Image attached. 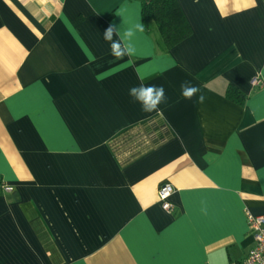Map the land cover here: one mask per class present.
<instances>
[{
	"label": "crops",
	"instance_id": "crops-1",
	"mask_svg": "<svg viewBox=\"0 0 264 264\" xmlns=\"http://www.w3.org/2000/svg\"><path fill=\"white\" fill-rule=\"evenodd\" d=\"M177 2L191 34L162 51L139 0H0V264L245 258L246 212L264 216V0ZM112 24L132 57L110 55ZM137 69L159 111L129 96Z\"/></svg>",
	"mask_w": 264,
	"mask_h": 264
},
{
	"label": "clouds",
	"instance_id": "clouds-1",
	"mask_svg": "<svg viewBox=\"0 0 264 264\" xmlns=\"http://www.w3.org/2000/svg\"><path fill=\"white\" fill-rule=\"evenodd\" d=\"M137 27L140 28L139 25ZM140 30L142 31L143 29L140 28ZM134 35L135 32L132 29L121 32L120 26L112 24L105 30L103 39L109 42L110 55L119 60L125 56L132 57L135 54V48L131 42ZM128 65H132L131 59H129ZM137 75L141 83L129 89V96L140 104L142 111L148 113L159 111V106L166 102L167 99L164 87L162 85L144 84L142 81L145 79V76L138 69ZM180 89L181 96L185 100H193L195 98L196 103L200 104L206 100L201 89L188 81L183 82Z\"/></svg>",
	"mask_w": 264,
	"mask_h": 264
},
{
	"label": "trees",
	"instance_id": "trees-1",
	"mask_svg": "<svg viewBox=\"0 0 264 264\" xmlns=\"http://www.w3.org/2000/svg\"><path fill=\"white\" fill-rule=\"evenodd\" d=\"M139 1L143 30L149 33V23H155L160 37L158 46L162 51L172 49L189 37L191 29L177 0ZM227 96L238 104L244 101V96L234 88L229 89ZM1 185L0 183V191Z\"/></svg>",
	"mask_w": 264,
	"mask_h": 264
},
{
	"label": "built area",
	"instance_id": "built-area-1",
	"mask_svg": "<svg viewBox=\"0 0 264 264\" xmlns=\"http://www.w3.org/2000/svg\"><path fill=\"white\" fill-rule=\"evenodd\" d=\"M252 86H264V81L255 77L251 80ZM2 191L8 192L11 189L1 187ZM173 189L169 185L162 186L158 191V200L164 211L171 213L174 210L170 198ZM246 221L248 229L253 237V246L250 248L245 258L236 263L231 264H264V216H256L246 212Z\"/></svg>",
	"mask_w": 264,
	"mask_h": 264
}]
</instances>
